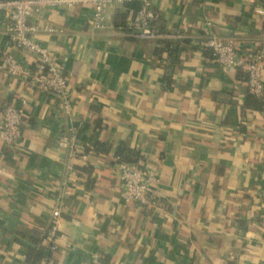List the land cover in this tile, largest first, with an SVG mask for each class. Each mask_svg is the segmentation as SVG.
<instances>
[{
  "label": "crops",
  "instance_id": "crops-1",
  "mask_svg": "<svg viewBox=\"0 0 264 264\" xmlns=\"http://www.w3.org/2000/svg\"><path fill=\"white\" fill-rule=\"evenodd\" d=\"M153 9L161 32L184 36L171 56L126 35L130 6L107 8L101 29L91 8L43 12L62 32L35 41L62 66L69 116L0 66V117L26 100L20 147L0 140V264H27L28 248L36 264H264V95L251 97L242 70L191 42L209 22L240 54L259 52L264 82V0H153ZM5 25L0 17V59L32 68L35 56L12 46ZM71 136L88 154L67 171ZM122 146L155 174L157 205L121 200L113 163Z\"/></svg>",
  "mask_w": 264,
  "mask_h": 264
},
{
  "label": "built area",
  "instance_id": "built-area-1",
  "mask_svg": "<svg viewBox=\"0 0 264 264\" xmlns=\"http://www.w3.org/2000/svg\"><path fill=\"white\" fill-rule=\"evenodd\" d=\"M180 1V0H177ZM183 1V0H181ZM129 3L138 4L131 18L126 35L135 41H180L183 34H165L156 27L158 14L153 9V0H0V17L5 18V33L9 42L17 50L35 56L32 68H26L12 54H5L0 59V66L9 78L27 81L32 88L40 93L51 94L62 106V111L69 116L72 104L68 95V81L58 59L35 41L38 35H55L62 31L43 21L45 10L54 7H87L93 10V26L103 28L104 15L110 6H121ZM208 22L199 36H192L191 42L201 52H209L214 62L220 66L242 70L246 75V86L249 94L255 97L264 95V82L261 76V57L258 51L251 50L245 55L237 51L234 40L220 38L210 30ZM26 100L7 103L0 117V140L9 151L20 147L22 128L25 125L24 107ZM67 150V171L72 170L75 160H85L88 152L79 145L74 136L64 139ZM113 168L117 170L121 200L135 203L139 207L157 205L151 193V186L157 183L152 174L140 160L129 163L114 159ZM67 191L66 182L62 192ZM60 210L51 213V224L47 238L51 245L58 233ZM54 249V246L51 247ZM91 264H102L94 261Z\"/></svg>",
  "mask_w": 264,
  "mask_h": 264
},
{
  "label": "trees",
  "instance_id": "trees-1",
  "mask_svg": "<svg viewBox=\"0 0 264 264\" xmlns=\"http://www.w3.org/2000/svg\"><path fill=\"white\" fill-rule=\"evenodd\" d=\"M127 6H130L131 9L135 12L138 10V4L136 3H129L125 4ZM159 45L161 46L158 51L164 50L168 53V56H171V53L177 49V43H171V41H159ZM157 51V52H158ZM249 93V92H248ZM251 97L256 98V99H261L258 97H255L251 94H249ZM94 149L96 152L99 154H104L106 150L101 146V144H96L94 146ZM87 152V150H86ZM117 158L121 161L124 162H129V163H135L137 162L140 157L136 155L133 151L129 150L125 146H122L117 152H116ZM41 259V255L39 252H35L34 249L28 248L27 254H26V262L27 264H36L39 260Z\"/></svg>",
  "mask_w": 264,
  "mask_h": 264
}]
</instances>
